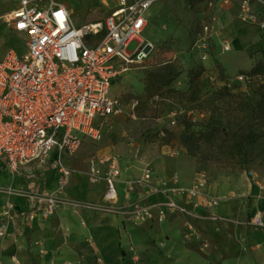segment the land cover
<instances>
[{"label":"rangeland","instance_id":"obj_1","mask_svg":"<svg viewBox=\"0 0 264 264\" xmlns=\"http://www.w3.org/2000/svg\"><path fill=\"white\" fill-rule=\"evenodd\" d=\"M38 1L64 5L75 26L103 21L116 4ZM211 1L154 0L141 37L152 44L148 57L110 91L123 100L125 112L105 124L100 141H85L74 155L62 156L68 177L51 172L47 164L0 172V180H11L0 183V264L257 263L249 233L263 226L256 224L260 216L250 215L251 196L227 198L219 188L235 178L264 187V82L235 79L251 69L242 61L253 66L264 54H256L250 35L245 46L232 43L246 24L234 7L232 30L221 39L230 42L231 51L213 42L211 58L203 61L195 42L211 20ZM16 5V0H0V60L10 49H25V37L9 19ZM131 100L138 101L132 110ZM139 144L144 154L165 151L170 156L174 151L191 160L206 192L221 199L219 205L194 207L184 191L183 203L152 209L138 197L142 186L126 189L128 181L139 177L122 178L117 196L106 198L103 179L91 177V159L115 153L124 157L129 152L125 147L137 149ZM46 191L59 196V205L30 220L27 195ZM86 191L97 194L85 197Z\"/></svg>","mask_w":264,"mask_h":264},{"label":"built area","instance_id":"obj_2","mask_svg":"<svg viewBox=\"0 0 264 264\" xmlns=\"http://www.w3.org/2000/svg\"><path fill=\"white\" fill-rule=\"evenodd\" d=\"M257 1L240 0L239 18L263 28L252 8ZM153 2L116 0L103 21L75 26L62 4L16 0L9 19L13 30L25 37V49H10L0 60L1 169L12 173L27 165L47 164L51 172L70 175L62 156L74 155L85 141H100L105 124L125 112L123 100L110 91L123 74L148 57L152 44L141 37ZM260 2L264 6V0ZM212 44V27L207 22L195 42L203 61L211 58ZM220 49L228 52L230 46L222 43ZM250 78L254 77H235L239 82ZM259 79L264 82V78ZM137 103L131 100V110ZM169 154L173 157L175 152ZM90 174L94 181L103 179L106 198H115L121 175L120 155L92 158ZM149 175L146 170L143 176L128 181L126 189L142 186L153 191L146 183ZM158 187L160 192L170 191L164 181ZM185 195L194 207L212 209L221 201L206 192L202 178L186 189ZM27 201V215L33 220L51 214L60 199L54 192L46 191L30 193ZM164 204L167 208L176 206L171 197ZM256 224L264 226L260 218ZM2 235L4 230L0 229Z\"/></svg>","mask_w":264,"mask_h":264},{"label":"crops","instance_id":"obj_3","mask_svg":"<svg viewBox=\"0 0 264 264\" xmlns=\"http://www.w3.org/2000/svg\"><path fill=\"white\" fill-rule=\"evenodd\" d=\"M211 2L212 14L209 23L212 27V41L221 42L222 36L227 31L232 30L235 16L233 13L234 7H237V14L239 16L240 0H212ZM252 8L253 12L256 14L258 24L263 23V28L259 27L257 23L252 25L246 23L243 25V33L245 32V35H242L243 33L238 34L237 38L233 39L232 43H234V46H245L249 43L248 36L250 35V39L254 44V50H259L256 54H260V50H264V6L259 0L254 2ZM222 43H228L230 46L229 51H231V44L229 41H223L221 44ZM243 62L247 65L248 70L252 67L249 61L245 60L242 61V63ZM223 65H226V63ZM131 145L125 147V149L129 151L126 156L123 157L121 154L117 153L120 155L121 166L118 190L120 187L119 184L123 181L122 178L126 180L133 177H141L146 170H149L150 175L146 179L147 186L158 187L160 186V182L164 181L170 188V191H168V194L164 192L155 193L151 191L148 192L146 189L147 187H141L138 191V197L141 198L148 207L150 206V208L154 209L157 207V204H164L168 200V197H171L176 202L183 203L185 197L183 194L184 191L190 188L199 179V176L195 173L193 162L187 159L184 155H174L173 157L169 155L166 156L162 154L165 153V151L157 153L153 152L150 155L144 154L143 151L141 152V144H139V148L137 149ZM165 147V145L162 146V148ZM1 171L10 174L5 169L0 168V172ZM0 181V183L6 184L11 180L1 178ZM50 187L53 186L51 185ZM46 188L48 187L46 186ZM219 193L227 198L241 197V194L251 196L250 215L257 214L264 222V187L260 188L259 185L252 183L248 179L241 178V181L239 182L235 178L230 182L226 181V183L220 185ZM94 194H97V192L86 191L83 196L89 197ZM249 237L251 248L255 252L257 261V263L254 262L253 264H264V226L263 229L258 230L256 228H251Z\"/></svg>","mask_w":264,"mask_h":264},{"label":"trees","instance_id":"obj_4","mask_svg":"<svg viewBox=\"0 0 264 264\" xmlns=\"http://www.w3.org/2000/svg\"><path fill=\"white\" fill-rule=\"evenodd\" d=\"M262 53L264 54V50H262ZM243 74L256 78H264V59L256 61L251 69L247 72H243Z\"/></svg>","mask_w":264,"mask_h":264}]
</instances>
